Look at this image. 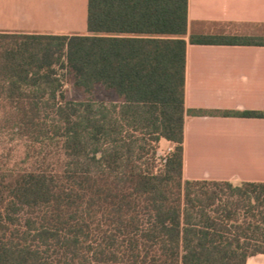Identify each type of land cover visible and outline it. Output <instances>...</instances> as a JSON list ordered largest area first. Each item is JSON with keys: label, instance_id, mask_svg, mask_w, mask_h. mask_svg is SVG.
I'll return each instance as SVG.
<instances>
[{"label": "trees", "instance_id": "trees-1", "mask_svg": "<svg viewBox=\"0 0 264 264\" xmlns=\"http://www.w3.org/2000/svg\"><path fill=\"white\" fill-rule=\"evenodd\" d=\"M188 43L264 41L188 34V0H87V34L0 33V111L21 136L58 137L60 150L55 165L0 174V264H246L264 254V182L183 177ZM99 89L115 101L97 100Z\"/></svg>", "mask_w": 264, "mask_h": 264}, {"label": "crops", "instance_id": "crops-1", "mask_svg": "<svg viewBox=\"0 0 264 264\" xmlns=\"http://www.w3.org/2000/svg\"><path fill=\"white\" fill-rule=\"evenodd\" d=\"M0 33L87 34V0H0ZM188 34L264 41V0H188ZM184 106V179L264 182V117L232 114L264 111V44L188 43Z\"/></svg>", "mask_w": 264, "mask_h": 264}, {"label": "rangeland", "instance_id": "rangeland-1", "mask_svg": "<svg viewBox=\"0 0 264 264\" xmlns=\"http://www.w3.org/2000/svg\"><path fill=\"white\" fill-rule=\"evenodd\" d=\"M68 94L73 99H84V95L73 89L70 85L67 86ZM97 100H105L107 102L115 101V94L112 92H106L101 89L95 93ZM53 115L46 119L47 124L50 125ZM13 114L2 113L0 111V174L8 173L12 171H21L25 168H29L30 165L42 163L57 164L60 157L59 150V138L42 137L40 140L35 141L28 136H21L16 130L12 129ZM51 129V128H50ZM53 134L51 131L50 136ZM156 149L161 155L167 154L172 148V144L165 139L159 140L155 144ZM210 169H199L203 174ZM264 264V256L259 260Z\"/></svg>", "mask_w": 264, "mask_h": 264}]
</instances>
